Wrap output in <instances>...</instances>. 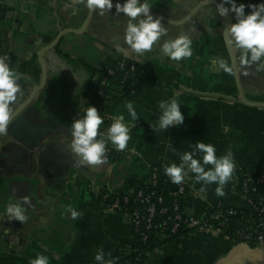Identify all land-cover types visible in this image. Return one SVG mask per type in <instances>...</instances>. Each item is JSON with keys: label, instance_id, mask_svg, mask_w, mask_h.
<instances>
[{"label": "crops", "instance_id": "obj_1", "mask_svg": "<svg viewBox=\"0 0 264 264\" xmlns=\"http://www.w3.org/2000/svg\"><path fill=\"white\" fill-rule=\"evenodd\" d=\"M117 2L125 0H112V8L100 15L77 0H0V49L21 85L12 107L29 100L7 133L0 134V264H31L37 255L46 256L48 264H102L94 259L97 252L104 256L133 247L128 218L97 209L102 196L130 193L147 182L151 166L179 164L180 155L197 142L213 144L217 156L231 150L244 174L255 175L263 167L264 62L236 61L245 50L227 43L235 14L219 15L216 6L222 0H150L148 14L160 19L166 34L150 51L136 53L123 41L128 18L116 13ZM235 2L246 5L245 14L247 5H254L252 0ZM181 34L191 39L193 55L171 60L161 46ZM119 54L145 65L132 96L109 103L103 112L111 121L122 115L130 139L123 150L109 141L113 160L82 164L71 148L70 125L82 116L87 101L90 72L84 63L100 67ZM220 58L231 73L212 63ZM172 99L178 100L184 119L160 129ZM195 176L185 164L189 215L210 221L217 203L246 209L237 187L240 173L233 171L224 196L216 195L215 182L204 185ZM12 203L25 210V221L6 212ZM69 209L81 214L73 217ZM232 223L212 222L209 234L191 231L169 240L149 253L145 264H216L233 247L226 234Z\"/></svg>", "mask_w": 264, "mask_h": 264}, {"label": "clouds", "instance_id": "obj_2", "mask_svg": "<svg viewBox=\"0 0 264 264\" xmlns=\"http://www.w3.org/2000/svg\"><path fill=\"white\" fill-rule=\"evenodd\" d=\"M78 3H84L89 10H99L100 15L112 8V0H77ZM227 3L228 7H224ZM150 0H125L121 5L116 3V13H123L128 19L124 29L123 41L131 50L136 53L150 51L153 45L158 41L161 35L166 34V29L162 27L159 18L153 19L149 15ZM246 5L237 4L235 0H222L220 5L216 6V11L221 17H225L227 12L235 14V21L232 23L227 32L229 46L245 50L240 56L241 65H251L253 62H264V0L259 4H249L247 7L250 11L245 14ZM143 14V18L137 21V18ZM137 21V22H134ZM192 41L187 35L181 34L174 39L165 41L162 44V51L167 54L171 60L180 61L182 58H189L193 55L191 47ZM250 53V58H249ZM6 55L0 56V134H6L9 123L13 117L14 109L12 105L17 101L21 93V85L16 81L17 73L9 67ZM214 65H218L224 72L231 73L232 69L228 63L220 58L213 60ZM259 68V65H257ZM215 71V67L213 69ZM163 106L164 102H159ZM178 100L172 99L163 111L160 117L159 128L164 129L169 125H180L184 119L178 109ZM125 107L133 119L137 113L131 103ZM124 117H114L113 122L108 128L107 140L110 141L117 150H123L126 147L130 135L126 125L123 122ZM104 123L103 118L95 106H88L83 109V115L75 119L70 125L71 148L79 157L80 163L89 165H100L107 162L105 156V134L98 129ZM100 139H96L97 136ZM200 153V158H195ZM185 164L188 169L195 173V181H202L204 185H210L213 182L217 185L215 193L217 196H224V185L230 180L235 164L231 150L224 155L217 156L216 148L211 143L197 142L191 152L185 151L180 155V163H172L164 168V172L169 176L173 183H181L185 179ZM205 165H211L205 170ZM27 197L24 202H27ZM71 215L76 217L81 213L69 209ZM6 212L11 213L12 218L21 222L26 220L25 210L18 203L7 205ZM95 261L100 262L103 256L97 252L94 256ZM31 264H48V258L44 255H37ZM107 264H114L108 260Z\"/></svg>", "mask_w": 264, "mask_h": 264}, {"label": "trees", "instance_id": "obj_3", "mask_svg": "<svg viewBox=\"0 0 264 264\" xmlns=\"http://www.w3.org/2000/svg\"><path fill=\"white\" fill-rule=\"evenodd\" d=\"M252 2L255 5L261 3L262 0H252ZM242 54L243 53H241V55ZM2 55L3 53L0 49V56ZM120 64H122V66H120ZM84 65L90 72V79L86 91L87 101L84 108L88 106H95L99 111V115L103 118L104 123L101 125V128L98 129V131H101L105 134V146L106 148H109L107 160H110L114 155V151L107 140V132L113 121L106 118L103 112L109 103L121 101L132 96L134 82L137 77L144 72L145 65L144 63L124 54H119L116 57H107L100 67L92 66L86 63H84ZM109 70L112 72L110 73ZM100 138L101 137L99 135L96 137V139ZM152 167L153 166L150 167V170ZM154 167L156 169L155 184L145 183L139 185L130 194L106 193L108 196L101 201L97 209L100 212H107L109 208H111L115 203V201H117L121 208L131 211L136 207H143L142 204H139V202L134 200L138 191H142L143 193H149L153 191L155 195H160L162 197V203L159 204V207L165 206L168 209L167 214L161 216L157 215L155 217L157 222H159L161 218H165L168 216V214H171V211H173L171 208L174 200L177 204V210L174 212L180 213L182 217L189 216L188 204L191 197L189 195L188 189L186 188L184 194L173 197L172 191L175 190V185L170 182L169 176H167L164 172V168L167 166L154 165ZM261 174H264V169L257 172V176ZM253 188L256 189L253 190ZM244 195L246 198L251 200V204H249V207L246 209L233 208L235 213L231 216V218L234 219L236 223L230 229H228L226 233L233 246L244 241L239 235L240 232L246 231V227L241 224L243 218L248 216L251 217L254 221V226H256V224H258L260 221H264V183H254L251 181L247 182ZM124 197H127L128 201L124 202ZM258 229L263 230L264 226ZM186 232L187 229H185L184 225H182L175 234L165 232V238L160 239L157 237L159 234V229H151L147 234L146 240L139 241L135 247L137 251L132 253V247L119 248L113 253L105 254L103 256L102 264H107L108 260L113 261L114 257L119 256V262L122 264H145L149 253L154 251L165 242L177 238ZM247 244L251 248L255 247L252 241H248ZM136 257L137 259H135ZM116 263L117 262H114V264Z\"/></svg>", "mask_w": 264, "mask_h": 264}, {"label": "built area", "instance_id": "obj_4", "mask_svg": "<svg viewBox=\"0 0 264 264\" xmlns=\"http://www.w3.org/2000/svg\"><path fill=\"white\" fill-rule=\"evenodd\" d=\"M240 54H237L235 59L236 61L240 62ZM122 66V64H120ZM111 73L112 71L109 70ZM107 118V117H106ZM109 148H106L105 156H108ZM264 169V163L263 167L260 170ZM155 167L153 166L152 169H149V176L146 183L155 184L156 183V173H155ZM234 171L240 173L242 175L241 179L239 180L237 187L240 194L244 197L246 208L249 207V204H251V200L246 198L244 195V192L246 191V183L251 181L254 183H264V174L258 175L257 173L255 175H247L244 174L240 168L236 167L234 168ZM168 176V175H167ZM170 182L173 183L170 179ZM175 185V190L172 191V196L177 197L182 194H184V191L186 190V184L184 181L181 183H173ZM256 188H253L255 190ZM132 192V191H131ZM130 192V193H131ZM129 193V194H130ZM108 195L105 193L102 196V200L105 199ZM135 201L139 202V204H142L143 207L134 208L131 211H127V209L121 208L117 201L112 205L109 210L116 211L118 213H121L125 217L128 218V225L131 234L134 236L135 239V245L132 247L131 252L134 253L136 250V246L139 243V241H145L147 238V234L151 229H159V234L157 237L160 239H164V233L169 232L170 234H175L178 229L182 225H184V228L187 229V232L191 231H199L204 234H209L212 231V222H218L221 220L230 219L233 223L230 226V228L236 223L234 219L231 218V216L235 213L232 207L223 208L219 203L215 204V206H212V213H211V219L210 221L201 220L196 216L189 215L187 217H182V215L178 212H174L177 210V204L175 200L173 201L171 214H168L165 218H161L159 222L155 220V217L167 214L168 209L167 207H159V204L162 203V197L160 195H155L153 191L149 193H143L142 191H138L135 195ZM123 201H128L127 197L123 198ZM214 209V211H213ZM257 209V208H256ZM108 210V211H109ZM263 211V209H262ZM242 225L246 227V231L240 232V237L244 241H242L240 244H247L248 241H252L255 245V249L264 251V229L259 230L258 228L264 226V221H260L256 226H254V221L251 217H245L243 218ZM229 228V229H230ZM119 257H114L113 261L117 262L116 264H122L119 262ZM137 259V257L135 258ZM136 264V263H134Z\"/></svg>", "mask_w": 264, "mask_h": 264}, {"label": "water", "instance_id": "obj_5", "mask_svg": "<svg viewBox=\"0 0 264 264\" xmlns=\"http://www.w3.org/2000/svg\"><path fill=\"white\" fill-rule=\"evenodd\" d=\"M192 13H194V11L191 12V14ZM59 36L60 35L56 37L50 48L55 45ZM41 53H43V51ZM28 101L29 100L27 99L16 110H14L12 119L26 106ZM111 159L113 160V157H111ZM73 165L81 171L86 172L85 169L78 163H73ZM216 264H264V251L251 248L246 244H237L233 246L224 256L218 259Z\"/></svg>", "mask_w": 264, "mask_h": 264}]
</instances>
